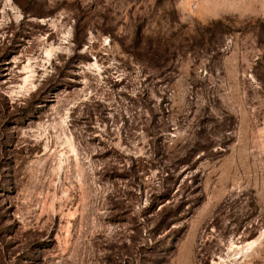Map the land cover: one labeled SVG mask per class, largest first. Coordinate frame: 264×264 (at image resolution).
<instances>
[{
	"label": "rangeland",
	"instance_id": "obj_1",
	"mask_svg": "<svg viewBox=\"0 0 264 264\" xmlns=\"http://www.w3.org/2000/svg\"><path fill=\"white\" fill-rule=\"evenodd\" d=\"M0 264H264V0H0Z\"/></svg>",
	"mask_w": 264,
	"mask_h": 264
}]
</instances>
